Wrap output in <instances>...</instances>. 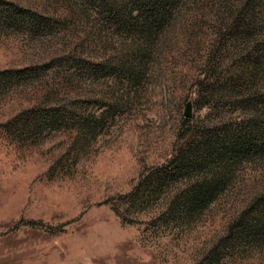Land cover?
<instances>
[{
	"label": "rangeland",
	"instance_id": "obj_1",
	"mask_svg": "<svg viewBox=\"0 0 264 264\" xmlns=\"http://www.w3.org/2000/svg\"><path fill=\"white\" fill-rule=\"evenodd\" d=\"M163 1L0 0V264H264V0Z\"/></svg>",
	"mask_w": 264,
	"mask_h": 264
},
{
	"label": "trees",
	"instance_id": "obj_2",
	"mask_svg": "<svg viewBox=\"0 0 264 264\" xmlns=\"http://www.w3.org/2000/svg\"><path fill=\"white\" fill-rule=\"evenodd\" d=\"M96 1V0H95ZM100 2L101 7L103 8V13H106V20L113 22V24H118L123 28L124 30H134L133 29V23H140L143 22V28L148 25L147 19H142L140 21L139 16H133V11L131 10V4L134 2V0H131V2H126V0H97ZM94 2V1H93ZM140 4L142 8H155V7H161L165 8V4L163 0H140ZM167 5V3H166ZM130 8V9H129ZM45 18L43 16L38 14H33V16L29 19V23H31V26L34 28H40L43 26ZM185 121L189 120L188 117L183 118ZM224 162V160H222ZM224 168V167H222ZM218 188V180L215 179L214 184H209L205 190L208 191L210 194H213L216 192ZM209 194V195H210ZM208 195V196H209ZM247 216H242L234 223V226L232 225L230 227V233H233V230L235 228L241 227L243 232L248 236L256 235V237H259L260 234L264 236V225L259 227L260 229L254 231L255 228L253 224H250V222L247 220Z\"/></svg>",
	"mask_w": 264,
	"mask_h": 264
},
{
	"label": "water",
	"instance_id": "obj_3",
	"mask_svg": "<svg viewBox=\"0 0 264 264\" xmlns=\"http://www.w3.org/2000/svg\"><path fill=\"white\" fill-rule=\"evenodd\" d=\"M185 116L190 117L192 116V102H188L185 107L184 111Z\"/></svg>",
	"mask_w": 264,
	"mask_h": 264
}]
</instances>
